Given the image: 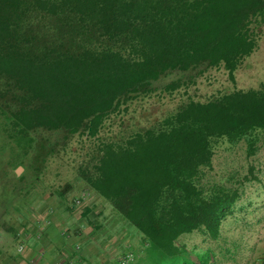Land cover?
Instances as JSON below:
<instances>
[{
  "label": "trees",
  "instance_id": "16d2710c",
  "mask_svg": "<svg viewBox=\"0 0 264 264\" xmlns=\"http://www.w3.org/2000/svg\"><path fill=\"white\" fill-rule=\"evenodd\" d=\"M260 22L264 0H0L2 155L8 150L10 166L39 179L49 157L75 136L98 139L109 116L153 93L155 81L178 74L163 87L171 94L223 68L234 84L257 49ZM260 135L264 83L188 99L156 126L98 141L77 178L145 240L140 256L126 253L117 264L127 255L126 264L226 260H191L178 240L194 231L219 238L245 183L259 179L250 166L234 186L207 185L214 144L243 143L249 158Z\"/></svg>",
  "mask_w": 264,
  "mask_h": 264
},
{
  "label": "rangeland",
  "instance_id": "374dc122",
  "mask_svg": "<svg viewBox=\"0 0 264 264\" xmlns=\"http://www.w3.org/2000/svg\"><path fill=\"white\" fill-rule=\"evenodd\" d=\"M256 31L257 49L242 61L234 84L223 68L209 69L197 78L195 86L171 94L163 87L178 74L155 81L153 93L138 97L109 116L98 139L75 136L64 151L49 157L39 179L26 167L29 160L26 170L21 165L10 166L9 152L2 155L6 145L0 139V263L24 259L29 250L45 244L48 248L57 246L47 251L49 257L61 255L69 261L94 256L91 264H101L97 260L117 264L129 252L140 256L145 243L142 234L78 180L77 165L98 141L121 142L141 129L156 126L188 99L205 101L232 90L259 88L264 83V22ZM258 146L257 153L248 158L243 143L230 145L219 140L214 144L213 168L204 177L207 185L234 186L237 180L249 177L250 166L259 183H245L241 200L223 221L218 239L210 240L197 231L180 236L178 245L189 250L191 260L205 263L219 255L229 260L228 264H252L264 256V135H260ZM28 226L35 227L29 230ZM45 229L48 236L43 237ZM29 233L30 239L26 238Z\"/></svg>",
  "mask_w": 264,
  "mask_h": 264
},
{
  "label": "crops",
  "instance_id": "0c3cea01",
  "mask_svg": "<svg viewBox=\"0 0 264 264\" xmlns=\"http://www.w3.org/2000/svg\"><path fill=\"white\" fill-rule=\"evenodd\" d=\"M43 220L44 219H42V221ZM38 224H40V223H38ZM34 227L35 226H28V229L31 230ZM25 229L26 228H24L23 230H25ZM42 236L43 237L48 236V232L46 231V229L42 232ZM26 238L30 239V238H32V235L29 233V234L26 235ZM37 241H39V240H37ZM50 246H51V248H48V245H46V244L44 246L43 245H38L34 249L29 250V253L26 255V257L24 259H21L19 261H17V260L16 261H10L9 264H28V263L29 264H67V263H69V264H77V263H81V262L91 264L92 261H93V258H95L94 256L91 257V258H85V256L82 255V256H80L78 258L73 257L72 260H69V262H68V261L65 260V258H60L61 255H59V258H58V256L56 258L49 257V253L47 251L48 250L57 249L56 248L57 246H53V245H50ZM98 257H99V255H98ZM215 261L217 262V264H228L229 263V261H226V260H219L218 259V260H215ZM104 262H105L104 260L102 262L97 260L96 263L104 264ZM210 262H211V264H213L212 261H210ZM0 264H3V263H0ZM252 264H264V256H260L259 258L255 259L252 262Z\"/></svg>",
  "mask_w": 264,
  "mask_h": 264
},
{
  "label": "built area",
  "instance_id": "2783aa9c",
  "mask_svg": "<svg viewBox=\"0 0 264 264\" xmlns=\"http://www.w3.org/2000/svg\"><path fill=\"white\" fill-rule=\"evenodd\" d=\"M131 260V256L127 255L121 260V264H126Z\"/></svg>",
  "mask_w": 264,
  "mask_h": 264
},
{
  "label": "water",
  "instance_id": "95a60500",
  "mask_svg": "<svg viewBox=\"0 0 264 264\" xmlns=\"http://www.w3.org/2000/svg\"><path fill=\"white\" fill-rule=\"evenodd\" d=\"M21 169V168H20ZM17 174H18V172H17Z\"/></svg>",
  "mask_w": 264,
  "mask_h": 264
}]
</instances>
